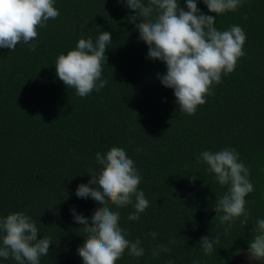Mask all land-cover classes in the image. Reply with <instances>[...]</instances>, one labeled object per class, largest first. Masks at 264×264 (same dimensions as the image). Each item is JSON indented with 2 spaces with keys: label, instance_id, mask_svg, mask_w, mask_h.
Here are the masks:
<instances>
[{
  "label": "trees",
  "instance_id": "trees-1",
  "mask_svg": "<svg viewBox=\"0 0 264 264\" xmlns=\"http://www.w3.org/2000/svg\"><path fill=\"white\" fill-rule=\"evenodd\" d=\"M180 4L186 7V0ZM197 5L216 15L203 0ZM54 7L60 15L37 29L35 51L23 42L14 51L0 48V217L24 212L39 238L51 239L40 264H83L77 249L84 233L70 209L90 218L101 205L78 198L76 189L91 179L90 169L100 171L96 153L120 147L135 162L150 206L137 221L128 219L131 205L119 209L120 226L128 239L142 241L145 255L126 250L116 264H250L253 228L264 219V0H244L235 12L217 15L220 31L242 27L246 55L193 115L181 112L174 90L161 84L157 74L166 73V65L148 57L125 0H54ZM98 29L113 39L102 72L108 83L80 97L59 80L55 61L81 38L95 42ZM225 148L236 149L250 170L247 225L243 217L230 226L215 219L216 196L226 187L197 162L203 151ZM193 173L198 178L190 182ZM204 236H219L210 255L199 245ZM160 244L170 251L153 258ZM0 264L16 262L0 257Z\"/></svg>",
  "mask_w": 264,
  "mask_h": 264
},
{
  "label": "clouds",
  "instance_id": "clouds-1",
  "mask_svg": "<svg viewBox=\"0 0 264 264\" xmlns=\"http://www.w3.org/2000/svg\"><path fill=\"white\" fill-rule=\"evenodd\" d=\"M244 0H203L210 13L201 12L197 0H125V6L135 13L128 20L135 24L139 40L148 46V57L166 65L167 71L157 74L161 84L174 90L179 110L193 115L198 106L206 103L205 97L214 94L213 85L222 82V76L234 72L239 58L246 55V33L239 25L220 31L215 27L217 15L235 12ZM60 15L54 0H0V48L14 51L23 42L35 51L32 43L38 37V28L47 26L50 19ZM95 39H79L76 47L66 55L60 54L55 61L59 80L80 97H87L94 90L99 92L107 85L102 78L103 64L107 63L106 51L112 42V34L100 31ZM141 151V149H137ZM96 163L101 166L97 173L90 169L91 179L76 189L78 198L98 202L91 217L70 209L75 223L84 233V243L77 249L83 264H116L127 250L132 257L145 255L139 238L128 239L130 233L120 226L119 209L131 205L134 211L128 219L137 221L150 206V201L139 190L142 177L125 149L112 147L105 153H96ZM197 162L207 165L220 186L226 191L216 196L213 205L215 219L229 226L237 219L247 225L249 213L246 196L254 191L250 170L240 161L234 148L220 151H203ZM191 175V181L197 179ZM115 206L116 210H113ZM249 241L247 258L250 264H264V219H258ZM153 238L157 233L152 232ZM170 243L175 244L174 239ZM219 236H204L199 245L205 255L215 251ZM51 239L39 238L35 221L24 212H13L0 217V257L12 258L16 264H40L42 256L49 255ZM169 247L160 244L152 249L156 258ZM168 264H173L168 261ZM193 264H199L194 261Z\"/></svg>",
  "mask_w": 264,
  "mask_h": 264
}]
</instances>
